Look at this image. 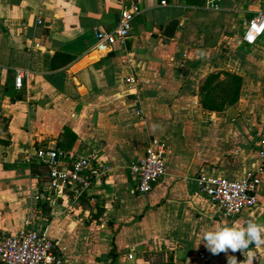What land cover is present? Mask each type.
I'll use <instances>...</instances> for the list:
<instances>
[{
	"label": "crops",
	"instance_id": "obj_1",
	"mask_svg": "<svg viewBox=\"0 0 264 264\" xmlns=\"http://www.w3.org/2000/svg\"><path fill=\"white\" fill-rule=\"evenodd\" d=\"M127 1L140 13L104 55L95 35L116 28L119 0H0V236L30 221L64 264H264V243L249 245V261L248 251L211 254L202 240L220 224L264 223V173L259 205L229 219L196 183L238 180L261 164L264 34L253 45L243 37L264 0H222L218 10L208 0ZM17 70L27 74L20 89ZM151 138L166 144L167 170L140 195L129 166ZM57 148L97 153L109 177L81 197L66 189L37 200L48 169L34 155Z\"/></svg>",
	"mask_w": 264,
	"mask_h": 264
},
{
	"label": "built area",
	"instance_id": "obj_2",
	"mask_svg": "<svg viewBox=\"0 0 264 264\" xmlns=\"http://www.w3.org/2000/svg\"><path fill=\"white\" fill-rule=\"evenodd\" d=\"M123 7L119 14L116 28L112 31H98L95 35L97 54H108L115 45L124 44L129 38L132 23L140 13L137 4H129L127 0H119ZM222 0H208V6L218 10ZM165 4V2H163ZM264 34V13H260L249 21L243 40L253 45ZM26 72L16 71L15 85L22 88ZM127 83L134 84L133 79ZM258 158L261 164L247 172L241 179L199 176L196 179L199 192L206 197L217 210L218 216L229 219L242 214L259 205V187L264 173V130L259 133L256 143ZM167 146L157 138H151L146 146L145 155L129 166L130 178L134 192L144 195L153 191L159 181L166 175ZM34 158L47 166L48 180L43 184L44 194L40 197L55 198L63 190H71L74 197L86 194L93 185L106 180L112 170L108 163L101 162L98 155H78L74 151L62 149H39ZM203 257V255H201ZM1 264H64V258L57 250L56 244L46 234L39 233L26 221L24 227L14 234L0 236Z\"/></svg>",
	"mask_w": 264,
	"mask_h": 264
},
{
	"label": "clouds",
	"instance_id": "obj_3",
	"mask_svg": "<svg viewBox=\"0 0 264 264\" xmlns=\"http://www.w3.org/2000/svg\"><path fill=\"white\" fill-rule=\"evenodd\" d=\"M206 249L211 254H218L228 249L235 252L248 251V259L251 261L254 254L249 250L250 244L264 243V223L247 221L244 226L239 223L220 224L204 232L202 237ZM228 264H237L236 259H228Z\"/></svg>",
	"mask_w": 264,
	"mask_h": 264
},
{
	"label": "water",
	"instance_id": "obj_4",
	"mask_svg": "<svg viewBox=\"0 0 264 264\" xmlns=\"http://www.w3.org/2000/svg\"><path fill=\"white\" fill-rule=\"evenodd\" d=\"M179 24L180 21L176 19L168 22L167 26L164 29V34H163V36L167 39V41L174 38Z\"/></svg>",
	"mask_w": 264,
	"mask_h": 264
},
{
	"label": "trees",
	"instance_id": "obj_5",
	"mask_svg": "<svg viewBox=\"0 0 264 264\" xmlns=\"http://www.w3.org/2000/svg\"><path fill=\"white\" fill-rule=\"evenodd\" d=\"M47 181V180H46Z\"/></svg>",
	"mask_w": 264,
	"mask_h": 264
}]
</instances>
